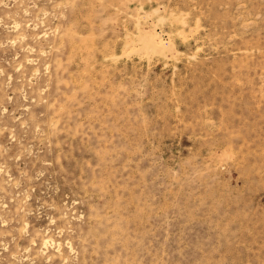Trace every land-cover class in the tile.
Here are the masks:
<instances>
[{
    "label": "rangeland",
    "instance_id": "obj_1",
    "mask_svg": "<svg viewBox=\"0 0 264 264\" xmlns=\"http://www.w3.org/2000/svg\"><path fill=\"white\" fill-rule=\"evenodd\" d=\"M0 264H264V0H0Z\"/></svg>",
    "mask_w": 264,
    "mask_h": 264
},
{
    "label": "bare ground",
    "instance_id": "obj_2",
    "mask_svg": "<svg viewBox=\"0 0 264 264\" xmlns=\"http://www.w3.org/2000/svg\"><path fill=\"white\" fill-rule=\"evenodd\" d=\"M151 37H152V36H151ZM155 42L162 43V44L164 43L163 39L160 38V37H159V38H156Z\"/></svg>",
    "mask_w": 264,
    "mask_h": 264
}]
</instances>
